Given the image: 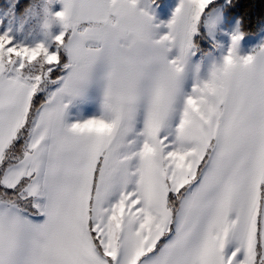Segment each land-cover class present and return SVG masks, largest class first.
Instances as JSON below:
<instances>
[{
    "label": "snow or ice",
    "instance_id": "snow-or-ice-1",
    "mask_svg": "<svg viewBox=\"0 0 264 264\" xmlns=\"http://www.w3.org/2000/svg\"><path fill=\"white\" fill-rule=\"evenodd\" d=\"M233 9L0 19V264H264V44L240 55L237 18L225 49Z\"/></svg>",
    "mask_w": 264,
    "mask_h": 264
},
{
    "label": "trees",
    "instance_id": "trees-1",
    "mask_svg": "<svg viewBox=\"0 0 264 264\" xmlns=\"http://www.w3.org/2000/svg\"><path fill=\"white\" fill-rule=\"evenodd\" d=\"M29 3L31 0H0L4 21L12 16L14 20L21 21ZM233 5L234 9L227 15V20L242 18V36L259 33L264 28V0H233Z\"/></svg>",
    "mask_w": 264,
    "mask_h": 264
},
{
    "label": "rangeland",
    "instance_id": "rangeland-1",
    "mask_svg": "<svg viewBox=\"0 0 264 264\" xmlns=\"http://www.w3.org/2000/svg\"><path fill=\"white\" fill-rule=\"evenodd\" d=\"M172 3H178V0H172ZM56 10H59L61 5L57 4L56 6ZM171 12L168 16V18L170 17ZM167 18V20H168ZM0 19L4 20V15L0 12ZM20 21L14 20L13 16L11 18H8L7 21H5L6 24H10V25H17ZM224 32L227 34H224L220 37L221 42L224 44V46H229L231 43V32L233 31V29L236 28V19L235 18H231L230 20H226L225 24H224ZM59 28L55 27L53 29V32H58ZM264 31V28L261 30ZM261 31L259 33L256 34H249L246 36H242L240 41H239V47H238V53L240 55H246V54H242L240 51L242 50H249V49H253L256 47L258 41L261 39L262 33Z\"/></svg>",
    "mask_w": 264,
    "mask_h": 264
},
{
    "label": "crops",
    "instance_id": "crops-1",
    "mask_svg": "<svg viewBox=\"0 0 264 264\" xmlns=\"http://www.w3.org/2000/svg\"><path fill=\"white\" fill-rule=\"evenodd\" d=\"M170 12H168L166 15H159V21H167V18L169 16ZM262 33V36H261V39L258 41L257 45H262L264 44V31L261 32ZM256 45V46H257ZM228 46H225V49H227ZM251 50L252 49H249V50H242L240 51L242 54H250L251 53ZM239 51V50H238Z\"/></svg>",
    "mask_w": 264,
    "mask_h": 264
}]
</instances>
